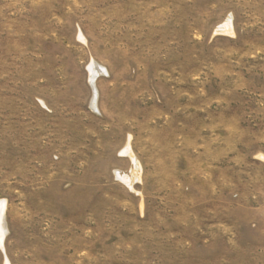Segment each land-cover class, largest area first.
<instances>
[{
    "label": "rangeland",
    "instance_id": "rangeland-1",
    "mask_svg": "<svg viewBox=\"0 0 264 264\" xmlns=\"http://www.w3.org/2000/svg\"><path fill=\"white\" fill-rule=\"evenodd\" d=\"M0 264H264V0H0Z\"/></svg>",
    "mask_w": 264,
    "mask_h": 264
},
{
    "label": "bare ground",
    "instance_id": "bare-ground-1",
    "mask_svg": "<svg viewBox=\"0 0 264 264\" xmlns=\"http://www.w3.org/2000/svg\"><path fill=\"white\" fill-rule=\"evenodd\" d=\"M5 201H0V243H3V239L5 238V231L3 228V218H4V210H5Z\"/></svg>",
    "mask_w": 264,
    "mask_h": 264
}]
</instances>
